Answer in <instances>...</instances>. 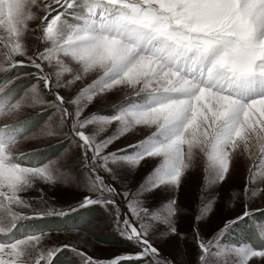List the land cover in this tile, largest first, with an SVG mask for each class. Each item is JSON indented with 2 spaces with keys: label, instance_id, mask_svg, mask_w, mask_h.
Instances as JSON below:
<instances>
[{
  "label": "rangeland",
  "instance_id": "obj_1",
  "mask_svg": "<svg viewBox=\"0 0 264 264\" xmlns=\"http://www.w3.org/2000/svg\"><path fill=\"white\" fill-rule=\"evenodd\" d=\"M254 7L0 0V264H264V134L238 131L262 99L220 93L236 118L213 107L196 133L209 91L181 96L167 60L242 25L264 53Z\"/></svg>",
  "mask_w": 264,
  "mask_h": 264
},
{
  "label": "bare ground",
  "instance_id": "obj_2",
  "mask_svg": "<svg viewBox=\"0 0 264 264\" xmlns=\"http://www.w3.org/2000/svg\"><path fill=\"white\" fill-rule=\"evenodd\" d=\"M250 1H252V5L255 6L253 11L250 9L252 11L250 12V15L252 19L255 20L259 24L260 21L255 19V17L258 18L260 16V13H258L259 10L263 11V0H258L255 2L253 0H250ZM1 13H2V10H0V14ZM113 56H111V58ZM116 58L115 59L113 58V60H116ZM126 60H128V58H126ZM131 70H132L131 72L139 73V74L144 72L143 70L150 71L149 73H152L154 76L156 75L155 72L157 73L161 72L162 74L165 75L164 76L165 79L167 78L169 79V81H171L170 83L172 82L173 84L177 83V86H179V89H190V85L187 80L179 77L178 75H174V73L172 74L170 70L163 69L162 66H160L158 63H156L153 59H150V58L148 59L147 58H137V64L132 66ZM161 78L162 77H160V79ZM200 95H201L200 100L202 101L200 109H199L200 113L198 115V119L196 120V122H193L190 126V128L194 130V132L196 133L202 132L203 126L201 125L202 123H200V122H203L202 114L205 116L206 114H208L207 110L212 109L213 107H215L216 110H220L217 112V114H224V115L226 114L227 116H230L231 118H236V116L234 115L237 112V110L240 108L239 107L240 105L238 102L230 98L219 96L215 93H209L206 90H201ZM256 103L257 104H255V106H252L254 107L255 111H249L244 120V123H242V126L239 127V130H238L240 131L239 138H245L248 135H250V137L252 136L254 138H258L260 137V135L264 134V99L259 100ZM225 108L226 110H224ZM251 113H253V115H256L255 117L256 122L253 119H251V118H254L253 116L249 115ZM262 118L263 120H261ZM258 129H260V132L257 131Z\"/></svg>",
  "mask_w": 264,
  "mask_h": 264
}]
</instances>
